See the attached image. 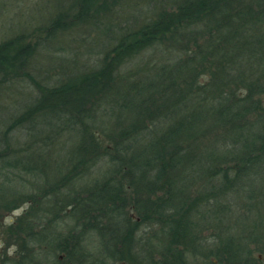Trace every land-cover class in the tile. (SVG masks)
Listing matches in <instances>:
<instances>
[{"label": "trees", "instance_id": "trees-1", "mask_svg": "<svg viewBox=\"0 0 264 264\" xmlns=\"http://www.w3.org/2000/svg\"><path fill=\"white\" fill-rule=\"evenodd\" d=\"M103 1L91 12L92 0H69L68 8L75 12L67 16V10L51 19L44 39L17 34L0 41L2 88L25 77L33 52L59 31L86 22L85 29L97 25L104 34L100 40L105 38L101 48L84 51L93 62L83 73L55 86L36 83L40 94L4 124L0 143L24 132L29 142L25 148L30 149L39 135L48 140L49 129L59 134L73 130L78 144L59 147L74 161L72 166L83 160V177L86 168L102 160L113 163L114 173L128 179L137 175L127 187L121 179L92 178L87 188L83 185L88 193L83 192V213L87 207L101 205V200L108 204L119 198L124 205L123 195L135 192L133 207L157 209V220L174 235L173 242L185 244L187 239L191 246L197 239L202 246L212 239L215 249L229 255L231 264L257 262L243 232L238 233L244 224L237 225L236 233L221 218L228 212L216 205L220 196L256 192L251 189L264 182V0H146L145 17L126 23H121L119 12L126 3L136 7L131 5L135 0H112V6ZM113 10L118 18H105ZM90 39L83 35V47L93 42ZM199 107L211 111L201 115ZM213 117L215 123L196 137L195 127ZM196 139H203L199 147ZM23 154L34 158L33 151ZM17 164L8 165L16 168ZM19 165L28 168L27 163ZM64 176L55 188L45 190L66 194L77 207L82 204L80 179L77 174ZM139 177L148 182L138 183ZM26 196L25 200L43 194ZM81 211L75 209V218L81 220ZM191 213L198 226L220 221L214 229L218 231L209 236L199 233L197 226L185 227L192 223ZM230 215L227 219L235 216ZM262 231L256 235L261 251Z\"/></svg>", "mask_w": 264, "mask_h": 264}, {"label": "rangeland", "instance_id": "rangeland-1", "mask_svg": "<svg viewBox=\"0 0 264 264\" xmlns=\"http://www.w3.org/2000/svg\"><path fill=\"white\" fill-rule=\"evenodd\" d=\"M103 2V0H92L90 11L94 12L99 9L100 7L98 8V6H101ZM135 2L136 3H128H132L131 5H135L136 7L130 6L127 3L123 4L122 10L119 12L123 15L121 19L124 20L121 23L129 22V20L134 19V17H145L144 14L147 13L148 2L146 0H135ZM69 3V0H0V41L12 38L17 34L32 35L33 39L35 37V41H37V37L44 39L46 35V30L44 29L46 26L51 22V19L53 20L59 13L67 12V10H69ZM112 3V0H108V4L112 6ZM74 12L75 10H69L67 16L72 15ZM103 13L104 12L101 11L99 15ZM108 13L105 18H111L112 21L118 18L115 10H113L112 16H108ZM81 21L83 22V20ZM85 24L86 22L79 23L71 29L66 28L63 31H59L51 42L45 43L42 41L38 50L33 52L28 61V74L0 88V131L4 129L5 123L10 122L14 116L21 113L25 106L34 101L40 94L39 87L36 83L55 86L73 75L83 73V70L93 62L90 60L89 54L85 55L84 51L86 48L88 50L101 48L102 43H105V38L100 40V37L102 38L104 34L99 30L97 25H90L88 30V28L85 29ZM83 35H88L93 42H89L83 47ZM262 98H264V96H262ZM196 110L201 115H205L208 111H211L208 107H199ZM1 118L4 119V122H2L3 120H1ZM103 120L105 119L103 118ZM214 123L215 119L213 117L204 126L202 123L198 124V126L195 127L196 134L194 135L196 137L197 134L200 136L199 133H205L204 131L207 130V126ZM54 130L56 129H49L47 132L48 135H50V137L48 136V140L39 135L37 137V144L32 145L30 149L25 148L29 142L26 141L27 137L24 132H16V135L11 138L12 140H10V138L8 139V143H0V165L1 163L6 164V166L0 167V216L4 210H10L9 212L14 211V214L9 213L13 216L21 215L27 211V202L30 201L33 204L40 203L39 211L41 213V218L43 217V220L47 221L49 210L51 211L55 205L57 211H59L58 213L56 212V214L62 216L57 219V224L59 225L57 229L58 231H62V228L66 227L69 233V230L72 231V228H79L78 222L80 223V220L75 217L66 219L64 215L67 211L75 212V209L79 210L83 207V195H81L82 204L76 207V204H71L72 200L68 201L66 194H58L55 190L47 193L45 189L48 187L53 188V186L55 188L58 182L66 179L65 177L61 180L62 176L66 173L67 175L76 176V174H74L75 172L71 174L73 170L70 172L74 161L67 159L69 158V154L67 155L65 151H62L59 145L66 149L75 147L79 142V136L78 133L76 134L73 130L68 128L66 131L60 132V134L58 131ZM75 131L77 132V130ZM202 140L203 139H196L195 147H199ZM29 147H31L30 144ZM139 147H143V144H140ZM2 149H7L8 151H3ZM32 151L34 153V158L28 154H23L25 152L32 153ZM41 153H43V156ZM40 156L41 159H38L37 157ZM10 163H27L28 168L24 170L20 167L21 169L19 168V170H17L15 167H9L10 165L8 164ZM115 169L111 161L104 160L88 167L87 170L84 171L86 176L77 180V182H83V184L80 185V187H82L80 191L82 193L84 192V195L88 194L85 192L86 188L83 190V185H86L88 179L91 178L121 179V183L125 187L129 186L128 182H136L137 175L133 174L129 176L130 178L128 179L125 175L118 174V171L114 173ZM73 176H71V178H73ZM137 182L146 184L148 181L145 177H139V181ZM71 188H73V186ZM40 189L42 191L41 194H43L42 198L34 199L29 197L25 200L27 197L26 195L38 196ZM256 189L257 188L251 189L256 192L247 191L246 194L243 195L229 193L225 196H220L218 204H213V206H220L224 209L222 211L228 212L227 214H222L221 218L225 220L227 225H231L235 228L236 233L239 231L238 229H240L237 225L240 222L244 224L243 231L241 230V232L238 233L243 232V236H245L244 239H247L246 242L251 246L252 259L259 258V260L257 262L254 261L253 264H264V249L261 251L256 247L258 238L256 235L260 234V232L263 234L262 230L264 228V182L260 183L258 189ZM67 190L68 187L64 189V192L66 193ZM157 193L159 194L161 191H157ZM252 193L258 195V198L252 195ZM123 197L127 199L124 205L119 198H114L113 200L111 199L108 204H105L101 200L99 201L101 205L96 206H102L101 208L105 207L107 213L113 211V213L110 214H115L113 218L114 224L123 221L122 224H126V227L121 226L120 228L115 225L114 227H116V230L109 228L110 234L102 227L87 231L88 242L86 246L88 245L93 253L91 251H89V253L86 251V254L90 256L89 259H87V256L79 260V257L74 256L71 250L69 262L73 264H79V262L91 264V262H95L93 260L98 256L97 251L101 250L99 256L103 255L104 248L107 245L111 251H115L117 256L119 254H117L116 251L118 248L121 250L125 249L127 257H123L119 260L116 256L114 261L110 259L113 264H125L124 262L129 264L233 263L227 253L215 249L214 240L212 239L208 240V242H202V246L197 245L200 243L197 239L192 242L191 246H189L187 239L184 240L185 244H183V241H180L182 243H178L177 241L173 242L174 238L172 236L174 235L167 231L162 225V222L157 220L159 218V213L155 212L158 211L157 209L148 208L141 209V211L135 209L133 207V203L136 200L135 192L123 195ZM91 213L92 211L90 212V210L83 213V223L89 228L94 227V223L99 221L96 216H92ZM119 213H122L121 215H124L125 218L121 217ZM230 214L235 216L227 219L231 217ZM163 215L162 217L164 218L166 214L164 213ZM144 218H146L145 221ZM191 219L192 223L188 222L183 225L185 227L197 226L199 233L209 236H212L211 233H216L218 231L214 232V229L219 225L220 221L214 222L213 220H209L198 226V222L194 219L192 213ZM135 220L140 221L135 222ZM260 221H262V223H260ZM136 223H139V227ZM26 225L27 224L24 223V226ZM143 226H146V228ZM44 230H47V228ZM129 230L131 232L133 231V233L127 234ZM121 231H123V235L120 234ZM102 232L104 233L103 235ZM247 233L251 234L248 235ZM4 235L5 234L0 228V264H16L15 255L11 254L15 247L10 245L14 237ZM95 235L97 239L92 240V236ZM253 235L255 238H253ZM247 236H249V238ZM24 237L27 239L29 236ZM64 239L63 237L56 238L57 242L62 243V249L67 245L66 243L70 242V240L65 239L64 241ZM26 246L27 245H25V248ZM36 247H39L38 251ZM42 247H45V249ZM50 247L52 248L51 251H55V257H57L58 250L60 249L59 246H56L57 248H55V246L53 247L51 241L42 235V243L40 246H37L36 243L29 244L30 249L36 248L34 252L30 249L29 252L31 254H25L23 252V264H58V260L55 257L53 258L52 254L49 252ZM70 249L71 248L66 246V252L70 251ZM180 252H183L184 257ZM5 254H8V256L6 257ZM175 255H179V258H176ZM121 260L124 262H121ZM236 260L243 261L241 258Z\"/></svg>", "mask_w": 264, "mask_h": 264}, {"label": "flooded vegetation", "instance_id": "flooded-vegetation-1", "mask_svg": "<svg viewBox=\"0 0 264 264\" xmlns=\"http://www.w3.org/2000/svg\"><path fill=\"white\" fill-rule=\"evenodd\" d=\"M16 166H17L16 169L19 170L21 165L17 164ZM73 168H74V166H72V169L70 171L73 170V172H75L78 175V176H76V178H79V179L82 178L83 177V160H81L79 164L75 165L74 169ZM86 170H87V168H86ZM104 176H106V175H104ZM90 181H93V179L92 178L88 179V182H86V185H84V187L87 188ZM80 184L82 185L83 182H81ZM53 188H54V186H53ZM53 190L54 189L49 190L48 193H50ZM41 192L42 191L40 190V193ZM81 195H83L82 192H81ZM37 198H42V197L38 196ZM31 203L32 202H30V201L27 202V204H28L27 211L21 215H17V216L14 215L13 216L11 214L12 213L14 214V211L9 212L10 210H4V212L0 216V228L2 229V232L5 234L4 236L7 235V236H13L14 237L13 240L11 241L10 245L15 247V249L13 250V252L11 254L15 255L16 264H23V261H22L23 260V252L25 254L30 253L29 252V249H30L29 244L30 243H36L37 246L41 245L42 235L45 236V238H48L49 241H51L53 247L55 246V248H57L56 246H59L60 249L58 250V256L57 257H55V255H56L55 251H51L52 250L51 247H50V251H49L52 254V257L53 258L55 257L58 260V264H73V263L68 261L70 258L71 250H72V254L74 256L79 257V260H82L84 257L88 256L86 254V251H88V253H89V251H91L93 253V251L88 247V245L86 246V244L88 242L87 231H90L93 229H99L98 227H102V228H105L106 232L110 234L109 228L116 230L115 229L116 227H114L115 225L117 227H120V228H121V226L126 227V224H122L123 221L114 224L113 218L115 217V214H111V215L107 214L105 207L101 208L102 206H95V207H87L88 211L89 210H90V212L92 211L91 215L92 216L95 215L97 220H99L98 222L94 223V227L89 228L85 223H83V207H81L79 209V210H82L80 223L78 222L79 228L78 229L72 228V231L69 230V233H68V228H66V227L62 228V231H58L57 227L59 225L57 224L58 223L57 219L61 218L62 216L59 214H56V212L58 213L59 211H57V208L55 207V205L53 206L51 211L49 210V215H47L48 220L44 221L43 217L41 218V213L39 211L40 203H38V204H33V203L31 204ZM85 209L86 208H84V210ZM9 213H11V214H9ZM110 213H113V211H111ZM123 214H124V212H123ZM64 216L66 219L67 218H74L77 216V213L72 212V211L71 212L67 211ZM66 216H68V217H66ZM121 217L125 218L124 215H121ZM128 220H130V219H128ZM136 221H140V220H135V222ZM24 223L27 225L24 226ZM136 224H138V227H139V223H136ZM143 227L146 228V226H143ZM46 228H47V230H44ZM123 231H121L120 234L123 235ZM132 233H133V231L131 232L129 230V232L127 234H132ZM93 234H95V233H93ZM93 234H91V235H93ZM103 234L104 233L102 232V235ZM24 236H29V237L27 239H25ZM59 237H63L65 239L70 240L69 243H66L67 245H65L63 249L61 248L62 243L56 241V238H59ZM92 237H93L92 240L97 239L96 235L92 236ZM65 239H64V241H65ZM123 240H125V239H123ZM64 241H63V243H64ZM25 245H27L26 248H25ZM66 246L71 248L70 251L66 252ZM36 248L38 251L39 247H36ZM36 248L30 249V250L32 252H34ZM42 248L45 249V247H42ZM47 248H48V245H47ZM116 251H117V254L119 253L118 256L115 254V251H111L110 248H108L106 245V247L104 248L103 255L99 256L101 250L97 251L98 256L95 257V260H93L95 262H91V264H113V263H111L110 259H113V261H114L116 256L119 258V260L123 257H125V258L127 257L126 253H125V249L121 250L120 248H118ZM89 255H92V254H89ZM181 255L184 257L183 252H181ZM5 256L7 257L8 254H5ZM89 257L90 256H88L87 259H89ZM121 262H124V261L121 260ZM80 263L83 264L82 262H79V264ZM124 263L129 264L126 262H124Z\"/></svg>", "mask_w": 264, "mask_h": 264}]
</instances>
